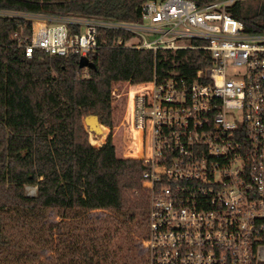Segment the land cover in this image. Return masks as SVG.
Listing matches in <instances>:
<instances>
[{
    "label": "built area",
    "instance_id": "obj_1",
    "mask_svg": "<svg viewBox=\"0 0 264 264\" xmlns=\"http://www.w3.org/2000/svg\"><path fill=\"white\" fill-rule=\"evenodd\" d=\"M234 1L145 0L129 21L0 9L29 21L15 44L26 58L88 59L100 29L120 33L110 48L207 52L191 76L126 81L123 126L138 133L147 197L144 264L264 262V29L233 17Z\"/></svg>",
    "mask_w": 264,
    "mask_h": 264
},
{
    "label": "trees",
    "instance_id": "obj_2",
    "mask_svg": "<svg viewBox=\"0 0 264 264\" xmlns=\"http://www.w3.org/2000/svg\"><path fill=\"white\" fill-rule=\"evenodd\" d=\"M145 0H0V9L109 20H136ZM197 3L212 0H194ZM229 13L264 29V6L252 15L241 0ZM29 21L0 18V264L36 249L21 247L10 232L26 231L36 248L49 252L39 264H144L129 246L145 231L147 197L141 185L142 162L115 155L110 139L99 147L88 135L77 176L75 84L83 69L97 84L160 81L173 71L191 76L208 64L206 51L110 48L119 32L100 29L99 47L79 68L78 56L26 58L16 37L29 32ZM25 187H33L31 195ZM98 210L103 215L91 217ZM57 221L47 223V213ZM257 264H264L260 262Z\"/></svg>",
    "mask_w": 264,
    "mask_h": 264
},
{
    "label": "rangeland",
    "instance_id": "obj_3",
    "mask_svg": "<svg viewBox=\"0 0 264 264\" xmlns=\"http://www.w3.org/2000/svg\"><path fill=\"white\" fill-rule=\"evenodd\" d=\"M242 5L247 8L250 15L258 12L261 7L264 6V0H242ZM81 80L75 84V99H76V127H75V140L77 144V157H76V171L77 176L80 174L83 161L85 160L82 155L81 142L87 137L96 143V145L103 144L107 139H110L114 146L115 155L121 158H134L133 155H129L126 149V132L123 126L124 116L127 109L126 103V91L128 85L126 82H116L111 84H97L92 82L85 74V69L82 71ZM112 89V90H111ZM112 91V93H111ZM87 114H94L97 116L102 133L94 136L87 131L86 126L83 123V117ZM98 146V147H99ZM34 191L33 187H25V193L31 195ZM103 212L94 210L90 212L91 217L102 216ZM47 223L57 221V217L53 212L47 213ZM10 238L16 242L21 249H27L32 251L36 249V253L39 256V260L31 261L27 255H22L17 260L11 256L10 261H6L7 264H39L40 261L46 260L49 256V252L42 248L34 247L33 237L26 231H17L16 229L10 232ZM133 247L136 256L142 255V249L139 245V240L135 238L133 242L129 244Z\"/></svg>",
    "mask_w": 264,
    "mask_h": 264
},
{
    "label": "water",
    "instance_id": "obj_4",
    "mask_svg": "<svg viewBox=\"0 0 264 264\" xmlns=\"http://www.w3.org/2000/svg\"><path fill=\"white\" fill-rule=\"evenodd\" d=\"M78 67L79 68H86V69H93L94 64L89 61L85 57H79L78 58ZM83 123L87 128V131L93 134L94 136H97L102 133V128L99 125L97 116L94 114H87L83 117Z\"/></svg>",
    "mask_w": 264,
    "mask_h": 264
},
{
    "label": "crops",
    "instance_id": "obj_5",
    "mask_svg": "<svg viewBox=\"0 0 264 264\" xmlns=\"http://www.w3.org/2000/svg\"><path fill=\"white\" fill-rule=\"evenodd\" d=\"M242 1V0H241ZM126 132H124V133H126V136H125V140H126V149H127V153L129 154V155H133V156H135L134 154L135 153H138V149H139V141H138V133L137 132H135V131H132V130H125ZM129 148H133L132 150H133V152H128V149Z\"/></svg>",
    "mask_w": 264,
    "mask_h": 264
},
{
    "label": "bare ground",
    "instance_id": "obj_6",
    "mask_svg": "<svg viewBox=\"0 0 264 264\" xmlns=\"http://www.w3.org/2000/svg\"><path fill=\"white\" fill-rule=\"evenodd\" d=\"M99 146V145H98Z\"/></svg>",
    "mask_w": 264,
    "mask_h": 264
}]
</instances>
